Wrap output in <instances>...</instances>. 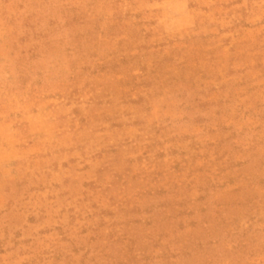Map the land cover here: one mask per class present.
Instances as JSON below:
<instances>
[{"label":"rangeland","instance_id":"obj_1","mask_svg":"<svg viewBox=\"0 0 264 264\" xmlns=\"http://www.w3.org/2000/svg\"><path fill=\"white\" fill-rule=\"evenodd\" d=\"M0 264H264V0H0Z\"/></svg>","mask_w":264,"mask_h":264}]
</instances>
